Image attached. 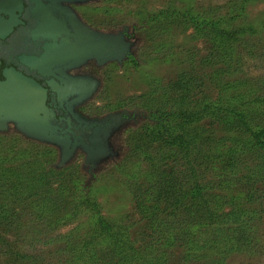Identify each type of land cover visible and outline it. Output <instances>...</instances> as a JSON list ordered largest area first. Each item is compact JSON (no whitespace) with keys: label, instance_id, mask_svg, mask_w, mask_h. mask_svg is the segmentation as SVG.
I'll return each mask as SVG.
<instances>
[{"label":"trees","instance_id":"obj_1","mask_svg":"<svg viewBox=\"0 0 264 264\" xmlns=\"http://www.w3.org/2000/svg\"><path fill=\"white\" fill-rule=\"evenodd\" d=\"M236 1L241 12L248 0ZM185 13L188 17L184 19L191 22L195 34L211 42V51L204 62L233 68L230 76L236 77L225 80L218 74L224 69L217 67L215 79L221 86L219 94H225L212 102L205 98L190 107L186 105V98L191 80L181 76L176 83L181 93L179 106L151 108L147 111L148 117L143 119L145 124L141 125L143 133L135 129L146 140L144 143L135 140L133 150L146 155L151 164L146 188L138 187L132 196L145 227L150 230L149 241L143 240L135 247L128 225L107 219L98 204L83 193L79 202L92 210V221L82 235L63 236L67 241L62 250L64 259L59 264H181V261L228 264V258L236 256L247 261L241 264H252V259L264 251V83L258 77L248 78L237 73L242 71L246 51L264 62V17L255 27L251 21L243 26L234 24V16L230 20L223 14L194 15L190 10ZM168 14L151 13L144 21L157 23ZM128 59L135 61L132 55ZM121 107L122 104H116L113 110ZM207 121L218 125L222 137L217 138L213 129L197 125ZM125 131L129 135L134 132L131 128ZM156 141L160 147L152 152ZM47 150L55 152L48 145ZM31 152L32 146L21 150L23 156ZM38 158L45 163L43 157ZM52 160L48 158V162ZM3 162L4 159L0 160V167ZM47 166L32 172L39 179H45ZM10 172V169H0V195L7 198L0 201V210L5 215L3 219L0 215V222L5 219L11 226H19V218L12 216L17 210L10 206V198L15 203L16 196L26 190H29L27 198L37 208L36 214L45 220V228L56 227L67 218L64 211L70 202L63 199L66 190L63 185L56 187V201L50 208L42 199H33L39 196L37 186L25 184L19 190L16 181L8 177ZM19 181L32 179L30 175H21ZM5 184L6 188H1ZM76 207L79 206L73 208ZM3 224L2 221L0 225ZM82 224L78 227H85ZM44 242L49 244L47 240ZM9 246L0 235V259L6 264H51L50 260L44 263V258L56 255L55 251H46V254L31 256Z\"/></svg>","mask_w":264,"mask_h":264},{"label":"rangeland","instance_id":"obj_2","mask_svg":"<svg viewBox=\"0 0 264 264\" xmlns=\"http://www.w3.org/2000/svg\"><path fill=\"white\" fill-rule=\"evenodd\" d=\"M235 2L237 1L89 0L77 7L78 13L95 29L111 32L121 29L123 25L130 30L133 28L132 38L135 41L131 48L134 62L128 58L121 63L108 62L102 66H96L91 62L84 69L88 72L92 71L100 79L101 85L96 94L83 105L82 111L89 116H103L114 111L113 107L120 103L123 105L121 108L137 109L146 117L139 118L136 125H129L126 128L133 129L134 132L131 135L125 129L116 136L114 145L119 149V155L98 165L94 178L91 180L83 165L85 159L83 152H77L70 162L57 168L54 165L59 160V149L56 146L20 133L14 127L7 131L0 130V160L5 161L0 169L12 171L8 173V177L16 181L19 190H23L25 184L37 186L35 189L39 196H34L33 199H42L47 207L51 208L53 201H56L55 189L58 184H61L66 189L63 199L70 202L64 211L67 218L61 214L63 218L65 217L63 222L57 226L54 225L56 227L46 226L45 228L43 225L45 220L36 214L35 204L27 198L29 190L17 195L15 203H12L10 198V206L17 210V213L12 216L14 219L19 218L20 222L19 226H11L5 219L0 222L5 223L0 225V235L7 240L10 248H17L16 250L19 248L21 252L31 256L55 251L56 255L51 254L49 257L46 255L44 263L50 260L51 264H59L64 259L62 250L66 247L65 241H67L63 236L72 234L73 237L77 233L82 235L92 221V210L79 202L83 193L98 204L101 214L107 219L121 221L128 225V233L131 240L135 242V247H139L143 240L151 237L150 230L145 227V222L140 217L132 197L138 187L146 188V180L150 174L148 167L151 166L146 155L133 150L135 140L141 143L146 140L145 137L136 133V130L143 133L144 129L141 125L145 124L143 119L148 117L147 111L151 108L170 109L179 106L181 93L176 83L181 76L191 80L190 91L187 93L189 96L186 98L188 99L186 105L190 107L204 101L205 98L212 102L225 94V92L219 94L221 86L215 79V75L219 72L216 69L222 67L223 73L218 74L228 81L236 77L230 76V70L232 71L233 68L217 65L208 60L204 62L211 51V42L204 36L196 35L191 22L184 17H188L185 13L187 10L194 15L223 14L230 20L234 16L232 21L238 26L251 21L252 25L258 27L260 24L258 21L264 17V0H248L241 12L237 10L240 6ZM158 11H165L169 13V16L157 23H145L149 14ZM246 52L241 65L243 72L238 71V75H247L248 78L258 77L257 80L264 83L263 60L253 58ZM175 85L179 88H175ZM197 125L213 129L217 138L223 135L217 124L212 125L207 121ZM157 143L158 141L154 142L152 152L155 147H160ZM47 145L55 152L48 150L46 152ZM28 146H32V152L23 156L21 150L27 149ZM38 157H43L45 163ZM48 158L51 160L53 158L52 162H48ZM46 165H48L45 172L47 175L45 179H39L36 177L37 173L32 171L35 168L42 170ZM21 175H30L32 181L20 182ZM46 181H49V184H46ZM6 186L7 184L1 188ZM35 189H32L33 193ZM2 195L4 194L0 195V201L1 199L7 201L6 197L1 198ZM74 206L79 207L74 209ZM0 215H2L1 210ZM3 216L5 215L1 216L2 219ZM80 223H84L85 227L82 226L84 224L78 227ZM45 240L49 241V244H46ZM176 251L178 254L181 253L180 248H176ZM244 259L240 256L230 257L227 262L241 264L243 261L247 262ZM0 264H6V262L0 259ZM20 264L24 263L20 262ZM181 264L186 262L181 261ZM252 264H264V251L252 259Z\"/></svg>","mask_w":264,"mask_h":264},{"label":"water","instance_id":"obj_3","mask_svg":"<svg viewBox=\"0 0 264 264\" xmlns=\"http://www.w3.org/2000/svg\"><path fill=\"white\" fill-rule=\"evenodd\" d=\"M87 1L0 0V38L15 23L14 10L27 4L26 10L33 20L28 32L41 47L35 54H24L23 60L40 75L59 79L60 83L53 78L47 82L56 93L58 107L64 111L62 116L56 117L46 103V88L33 78L11 71L6 74V80H0V127L5 120H11L27 136L56 146L59 149V160L54 164L57 168L70 162L80 149L85 154L83 165L91 180L98 165L119 155V149L112 145L110 138L120 129L122 114L129 116L130 112L124 109L102 118L82 116L75 107L92 97L99 81L89 76L71 75L66 70L89 60L98 65L111 61L121 63L131 54L135 41L125 38L126 25L116 33L98 31L83 24L73 10L63 4ZM3 14L9 17L6 19ZM134 112L143 113L137 109Z\"/></svg>","mask_w":264,"mask_h":264},{"label":"flooded vegetation","instance_id":"obj_4","mask_svg":"<svg viewBox=\"0 0 264 264\" xmlns=\"http://www.w3.org/2000/svg\"><path fill=\"white\" fill-rule=\"evenodd\" d=\"M83 3H86V2H81V3L63 2L64 5L69 6L70 9L73 10V12L77 15V17L79 18V20L83 24L91 27L92 29H95V27L90 25L83 18V16L81 14H79L77 11V7L81 6V4H83ZM26 6H27V4H24V6H22L20 10H17V9L14 10L15 23H12L10 30L7 31L5 33V35L0 38V80L1 81L6 80V78H7L6 74H10L9 72H11V71H13L15 73H21V74H24L30 78H33L40 85H42L43 87L46 88V90H47L46 103L49 105L50 108L53 109V111L55 112V116L60 117L64 114V111L60 107H58V101L56 100V93H54V91L50 88V86L47 82L48 79L53 78L57 83H60L59 79L56 77H53V76H47L46 77V76L40 75L39 73H37L35 71L34 68H31L23 60L24 54H35L41 47V44H38V43L35 44L33 42L32 38L30 37V34L28 32V29L31 27L33 20L29 16V11L26 10ZM3 16L6 19L9 17V15H7V14H3ZM123 26L121 27V29H119L117 31H111L109 33L119 32V31L123 30ZM95 30H98V29L96 28ZM98 31H101V30H98ZM102 32H105V31H102ZM123 33H124V36L127 40L134 41V39L132 38L133 33H134L133 28H132V30H130L129 27L126 26V29L123 30ZM130 55H132V52H131V54L127 55L125 58H128ZM91 62H93L96 66H102V65H98L94 60H89L86 63H84L78 67L66 70V72L68 74H71V75L89 76V77H92V78L98 80L99 84H98L96 90L93 92V95H95L96 92L98 91L100 85H101V81L95 74L92 73V71L88 72V71L84 70ZM111 62H116V61H111ZM93 95H92V97H93ZM88 100L84 101L83 103H81L75 107V109L82 116H84L86 118H94V117L95 118H102V117H105L106 115H108L109 113L121 112L124 109L130 112L129 116H127L126 114H122V116L119 118V120L122 121V125H121L120 129L118 131H116L110 138V141L114 147H115L114 139L116 138V136L118 134H121L129 125H136L139 122V118H144V116L141 113L135 114L134 110H136V109L129 110L127 108H121L119 110L110 111L103 116H89L82 111L83 105ZM124 118H127V120H124ZM12 127H14L15 130H17L18 132L23 133L22 131H20L17 128L16 124L13 121L8 120V119L5 120V123L1 124L0 130L1 131H7ZM79 151H81V150L78 149L77 152H79ZM81 152H83V151H81Z\"/></svg>","mask_w":264,"mask_h":264}]
</instances>
